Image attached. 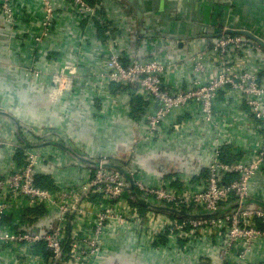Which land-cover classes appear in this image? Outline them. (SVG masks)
Listing matches in <instances>:
<instances>
[{"label": "built area", "instance_id": "obj_1", "mask_svg": "<svg viewBox=\"0 0 264 264\" xmlns=\"http://www.w3.org/2000/svg\"><path fill=\"white\" fill-rule=\"evenodd\" d=\"M41 1L36 43L50 37L59 0ZM63 1L74 25L87 33L85 40L91 38L96 45L91 68L83 76L79 62L66 63L54 72L55 99L73 92L81 80L92 94L91 105L105 111L118 105L131 116L134 101L140 98L147 112L138 122L143 140L150 143L165 134V123L175 111L190 104H196L205 121L217 129L215 101L228 88L242 98L246 110L238 118L253 119L261 144L251 159L232 161L223 159L217 144L197 171L149 181L144 170L133 165L134 157L122 161L107 153L84 152L58 133L49 140L46 127H21L15 152L25 150L22 162L7 172L0 169V264H104L115 252L108 241L115 240L117 229V236L123 233L134 239L135 251L144 246L166 252L171 242L176 243L186 264H264V193L255 188L264 186V82L260 78L264 49L244 34L227 33L224 27L183 59L161 58L143 49L150 32L144 21L146 35L132 49L134 12L127 1ZM21 9L14 0H0V15L12 29L20 24ZM185 63L193 69L189 85L169 84L168 74ZM209 65L213 71L203 82ZM18 66L27 75H39L36 63ZM51 143L77 160L79 175L72 184L45 170L46 165L52 169L57 165L42 148ZM114 163L125 173L110 166ZM39 175H50L54 187L37 185ZM133 193L147 206L138 203Z\"/></svg>", "mask_w": 264, "mask_h": 264}, {"label": "crops", "instance_id": "obj_2", "mask_svg": "<svg viewBox=\"0 0 264 264\" xmlns=\"http://www.w3.org/2000/svg\"><path fill=\"white\" fill-rule=\"evenodd\" d=\"M126 1L142 11L143 21L150 30L143 40V49L151 50L150 53L157 57L183 59L188 51L204 47L224 27L248 30L264 40V0H183L182 11L176 17L172 10L179 5L178 0ZM14 4L18 9L22 8L19 10L22 19L16 28H10L0 15V108L18 123L0 113L2 171L7 172L22 162L25 150L19 148L15 152L21 142L18 132L21 127L28 130L46 127L51 132L45 131L49 140L58 133L64 139L74 141L84 152L107 153L122 161L134 157L133 165L143 169L144 178L149 181L197 171L212 156L217 144L221 145L226 161L254 157L261 144V135L250 116L244 121L238 118L246 106L240 95L231 93L228 88L222 90L215 101L217 129L205 121L196 104H190L175 111L165 123V134L150 143L143 140V128L138 122V118L147 112L146 103L143 107L134 106L131 116L118 105L105 111L91 105L92 94L85 89L81 79L73 92L55 99L52 94L54 72L66 63L79 62L83 76L91 68L95 41L85 40L87 33L74 25L67 3L59 0L50 37L36 43L34 35L42 18V1L14 0ZM109 11L111 14L112 9ZM161 33L189 38L180 41L169 36L165 39ZM33 63H36L38 76L37 73L27 75L26 70L18 66ZM192 71V64L185 63L168 74L167 82L187 87L192 80ZM212 71L209 65L207 75L202 76L203 82ZM260 78L264 82V67ZM44 146L45 156L49 155L57 164L53 169L46 165L45 170L52 172L58 181L72 184L79 175L75 157L52 143ZM19 150L22 151L20 157L17 155ZM146 171L151 174L149 177ZM255 188L264 193V186L257 188L256 185ZM117 233L118 229L113 234L115 240L108 241L115 252L104 264H186V256L175 249L176 243L171 242L172 247L166 252L144 246L135 251L131 248L134 239L123 233L117 236Z\"/></svg>", "mask_w": 264, "mask_h": 264}, {"label": "water", "instance_id": "obj_3", "mask_svg": "<svg viewBox=\"0 0 264 264\" xmlns=\"http://www.w3.org/2000/svg\"><path fill=\"white\" fill-rule=\"evenodd\" d=\"M132 2V0H130ZM182 2L183 0H178L179 5L176 7V9L172 10V15L174 17L177 16V14L182 11ZM130 3V2H129ZM133 8V15L130 19V27H131V34H130V38L131 41L134 43L132 49L135 50L137 48L138 45H140L142 43L141 38H143V36L145 37V30L142 28V23H143V15H142V11L136 7V6H132ZM227 33H233V34H244L246 35L250 40L256 42L257 44L260 45V47L262 49H264V40L259 37L258 35H256L255 33L248 31V30H238V29H226ZM170 35H167V37H169ZM171 38L175 39V40H180L182 41L183 39H188L189 37L184 36V35H174V36H170ZM169 37V38H170ZM0 113L8 116L9 118H11L15 124H18L16 119L14 117H12V115H10L9 113L5 112L4 110L0 109ZM111 167H115V168H119L123 173L124 170L121 167V165L114 163L110 165ZM131 189H134V186L131 185ZM133 195L135 196V199L138 203H140L143 206H147V203L140 200L138 195L136 193H133ZM161 210L164 211H168V212H172V213H177L180 215H185L186 213L184 211H177L173 208H168V207H160Z\"/></svg>", "mask_w": 264, "mask_h": 264}, {"label": "trees", "instance_id": "obj_4", "mask_svg": "<svg viewBox=\"0 0 264 264\" xmlns=\"http://www.w3.org/2000/svg\"><path fill=\"white\" fill-rule=\"evenodd\" d=\"M87 1L90 4H99L100 3V0H87ZM99 11H100V13H104L103 9H100ZM103 28L104 27L101 26V32H103L102 31ZM139 105H142V107H143L145 105V102L140 98H136L134 101V106L137 107ZM20 152H22V151L19 150V153L17 154V155H19L18 157H20V155H21ZM36 184L41 186V187H45V188H53L54 187V181L50 175H39V176H37Z\"/></svg>", "mask_w": 264, "mask_h": 264}, {"label": "rangeland", "instance_id": "obj_5", "mask_svg": "<svg viewBox=\"0 0 264 264\" xmlns=\"http://www.w3.org/2000/svg\"><path fill=\"white\" fill-rule=\"evenodd\" d=\"M126 2V0H124V2L123 3H125Z\"/></svg>", "mask_w": 264, "mask_h": 264}]
</instances>
